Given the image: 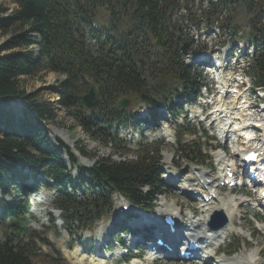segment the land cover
<instances>
[{
	"label": "trees",
	"instance_id": "16d2710c",
	"mask_svg": "<svg viewBox=\"0 0 264 264\" xmlns=\"http://www.w3.org/2000/svg\"><path fill=\"white\" fill-rule=\"evenodd\" d=\"M8 1L15 4L10 13L0 6V35L8 36L0 44V264H35L39 235L29 227L27 195L36 188L45 186L56 192L54 205L61 210L68 232L90 226L107 214L114 194L151 210L163 193L159 146H139L133 159L98 157L85 167L80 165V157L89 159V155L83 145L77 143L70 148L59 139H50L47 125L56 117L54 105L71 116L90 139L102 144L112 142L113 152H119L125 145L110 128L113 122L124 124L132 116L115 108L117 98L127 96L133 104L146 105L151 122L156 123L160 118L158 108L165 107L176 116L184 100L190 102L196 97L200 74L182 59L180 48L185 39L175 34L170 23L175 0ZM220 3L227 8L231 4L240 6L249 15L251 32L262 27L264 0ZM99 6H105L111 14L121 11L130 21L131 30L123 40L105 31L102 39V33L93 27L94 10ZM85 34L96 41V53ZM139 55L145 62L142 67L136 64ZM251 68L255 83L264 86V52L254 56ZM49 72L64 75L55 88V104L39 100L35 92L22 88L23 77ZM91 84L100 105L85 112L81 96ZM13 102L21 109L12 110ZM186 132L192 131L180 125L179 155L190 162L204 163L207 155L195 141L180 142ZM73 168L77 169L75 178ZM29 180L33 181L31 185ZM7 195L14 199L4 200Z\"/></svg>",
	"mask_w": 264,
	"mask_h": 264
},
{
	"label": "rangeland",
	"instance_id": "374dc122",
	"mask_svg": "<svg viewBox=\"0 0 264 264\" xmlns=\"http://www.w3.org/2000/svg\"><path fill=\"white\" fill-rule=\"evenodd\" d=\"M188 1L189 4H191L192 0H188ZM0 6L4 7L6 9V13L8 14L14 9L15 4H13L8 0H0ZM181 14L184 15L182 11ZM248 17L249 15L241 7H237L236 10L233 11L232 18L234 19V22L237 23L238 35L245 36L247 34ZM93 18H94V25L98 26L99 28L102 27L104 28V26H108V23L114 25V29L111 30L110 28L109 31L111 34H113L115 37H117L120 40H123L126 37L127 33L131 30L130 21H128V19L123 15L121 11L111 14V11L106 9L105 6H99L95 8ZM184 20H186V16L182 18L181 15L179 14V19H178L179 25L180 27L184 26V33H187V35L189 36L190 34H188V31L185 30L186 26L188 25V22ZM219 21H221L220 18ZM190 31L193 30L190 29ZM7 37L8 36L0 35V44L4 42ZM85 37L89 47L92 49L94 53H96L95 51L96 45L93 44V40L91 39L92 37L88 35ZM138 58L143 59L141 55H139ZM245 72L247 73L246 69ZM248 73L250 74V72ZM57 78H58V74H53L51 72L47 73L45 76L23 77L22 88L23 90L29 93L35 92L39 100L54 101L53 103L55 104L57 98L56 97L57 93L55 90L57 86L56 84ZM54 106L56 107V112H55L56 117L53 121H50L47 125V130L50 133V139L52 141H56V139H59L63 141L68 147H73L77 143L79 145H83L85 147V150L88 152L89 159L80 158V165H83L85 167L91 166L92 164H94V162L97 160L98 157H106V156H109V158L113 161L133 159L134 154L132 152L137 147L142 145L143 146L152 145L153 147L159 146L161 150L160 153L162 155L161 163L164 169H167L165 167H168V165H170L171 166L170 168L176 171L178 177H179V172H182L185 169L186 172L182 173L183 176L180 177V181H177L176 183L174 181L172 185L165 186L164 187L165 192L164 194L159 196L158 199L156 200V206L153 209V211H151L150 214L146 213L145 215L159 217L161 215L159 213V208L161 207V204L163 203L164 199L167 198V200L170 201V204H172L173 201H175L176 205H179V213H180V216L178 217L179 230L183 233L187 231V228L190 223L188 216H192L191 213L193 211H195L194 214H196L197 216H199L201 213L198 210L199 203L193 199H188V197H186L181 193L182 189L181 188L179 189L181 182L184 181V175L194 172L193 168L195 167V164L188 163L180 155L179 157H177V151L175 145V135L177 130L175 129V126L176 124L178 125L179 122H181L180 125H184L183 128L194 130L195 134H197L198 132L197 125H195L192 121H190V124L186 123L184 120H182V117L180 116L179 121L177 123L175 122V126L173 127V129H169V128L154 129L152 125L142 126L141 139L139 138L136 139L133 136V134L130 136L129 128L113 127L112 131L118 130L121 136L124 137V140H126V141L123 140V142L125 143L124 149L118 150L119 152H113L115 146L114 143L111 142L108 145L107 144L103 145L98 141H94L90 139L81 129V127L78 126V124H76V122L72 119L71 116H69L62 109H60L58 105L55 104ZM183 108L184 111L185 109L188 111H192V110L197 111L198 108H200V105L198 102L194 104L184 103ZM11 109L14 111H18L19 109H21V105L17 102L16 103L13 102L11 104ZM126 110L130 111L131 114H133L135 111L138 110L137 114L139 113L144 116L147 112L145 107H142L137 104H133L132 102H130V105ZM84 111L89 112L86 111L85 109ZM137 114L136 113L134 114V119L137 118ZM161 120H162L160 122L161 124H164L166 122L165 119H161ZM139 133L140 132H138L137 134ZM167 133L169 136L166 135ZM197 136H199V134ZM207 137H208L207 135H201L200 137H197L198 140L196 141V146L200 147L203 152L209 155L210 149H212L211 150L212 152L214 150V147L210 146V148H208L207 144L209 142L212 143V145H214V139L208 140ZM191 138H194V136L189 137L188 139L186 138L185 140L183 139L181 143L191 141ZM127 140H130V142H128ZM121 147L124 146L122 145ZM128 149H130V151ZM168 156H171L169 161L166 160ZM233 157L235 158V160H237V156H233ZM215 164H217V162L214 159L213 161L207 162L204 166L210 167L213 172L212 168L214 167ZM165 174L167 175V173L162 172L163 175L162 178L163 181L167 183ZM177 175L175 177H177ZM173 185L176 187H173ZM219 192L220 195L222 196L245 195L242 190L234 192L233 190H226L225 188H221ZM247 195H249V197ZM247 195L246 198H248L249 200H254L255 196L252 193L249 192L247 193ZM53 196L54 193L52 191L42 187L36 193L31 194L29 196V200L32 207L31 214L33 216L31 227L39 233V237L41 239L45 237L47 240V242H43L37 239L35 246V257L33 258V262L35 264H76L74 263V259H78V257H83L85 260L82 259L81 262H78L77 264L97 263L96 261H89V262L87 261L88 259H91V255L96 257L98 260L105 261L107 264H115L116 256L119 254L126 253L124 251L117 249V247L114 248L113 245H115V242L112 243L110 242L111 248H113V250H108L106 248L105 250H102L103 246L97 249H93L91 246H89L88 243L89 242L88 238H94L95 236L97 237L96 230L98 228L97 227L98 225H100L99 228H101L102 237L106 239L107 233L112 231L113 222L125 214V213L117 212L118 202L121 200V198H119L118 196L113 197L114 211L110 215L109 222H106L105 218L107 217H104L101 220H99L95 225H93L90 229L68 234L66 231L62 229L63 223L62 220L59 219L60 212L57 210H51V208L55 209L52 204ZM36 200L38 202L43 200L45 203H38ZM238 205H240L239 206L240 211L239 214L235 216L234 223L237 225L239 222L245 233L240 234L241 232L238 233L236 231L229 233L224 240L223 247L227 248L229 245H232V243L235 244L238 242L239 245L234 255L244 256L247 252L250 253L255 251L258 254L257 262L258 263L260 262L259 264H264V224L254 223V226L259 228L260 234H255L253 232L254 228L253 225L251 224V219H253V215H258L259 218H262L263 215L260 214L256 208L251 207V204L247 205L246 203L243 204L241 203ZM41 208L43 210L42 211L43 214L39 217L36 214L35 210ZM231 208L235 210L234 207L231 206ZM50 211H52V216L56 219L55 222H51L49 220ZM138 212H139L138 208L132 207V209L130 210V213H138ZM112 216L113 218H111ZM133 219H136V221L138 222L140 219H147V218L146 216H141V214H138V216ZM205 226L208 227L207 224ZM120 228L121 226L118 225L117 230L115 229L112 235L115 237L119 236V240L121 239V241L125 242V244L126 243L129 244V240L133 238V235L130 234L128 236L125 235L120 236V234L122 233L120 231ZM235 230L238 231V229ZM2 231H3V227L0 224V237L3 236ZM152 231H154V229H152ZM140 233L141 232H139V235H141ZM239 239L245 240V244H243V242L240 241ZM96 242L99 244L98 241ZM78 246H83L84 249L83 252L79 254H77L78 253L77 250H81V249H79ZM132 254L140 255V259L137 260L140 264L141 263L149 264L145 259V256L140 254L139 251L136 250V252L135 253L132 252ZM158 255L159 256H157V260L154 262V264H196V261H187V262L177 261L175 255H169L167 257H163L162 254L161 256L160 254ZM71 258H73V260ZM71 260L73 263L71 262Z\"/></svg>",
	"mask_w": 264,
	"mask_h": 264
},
{
	"label": "bare ground",
	"instance_id": "6f19581e",
	"mask_svg": "<svg viewBox=\"0 0 264 264\" xmlns=\"http://www.w3.org/2000/svg\"><path fill=\"white\" fill-rule=\"evenodd\" d=\"M237 134H238V132L236 133V135ZM233 150L235 151V155L236 156H238L239 154L243 155V153H245V151L240 150V147H238V146L233 148ZM216 155H217L216 159H217L218 163H219L220 160H223V158H222L223 154L222 153H217ZM170 157L171 156H168L166 160L169 161ZM221 164H223V162ZM227 164H229L231 166H235V164H236L235 158L233 157V159H232V158L229 157L228 160H227ZM221 167H222V165L219 166V168H221ZM167 174L169 176H173V177H175L177 175L176 171H174V170H173L172 174H170V173H167ZM194 175L195 176H204L199 171L198 172H194ZM201 179H205L207 184H211L210 187L218 188L217 187L218 185L216 186V184H214V182H215L213 180L214 178H211L210 176H206V177H202ZM189 180L190 179H185V181L183 183H181V188L182 189H183V186L185 184H187L188 186L190 185V184H188ZM193 182H194V180H193ZM191 185H193V189L194 190H202L199 183H196V184L192 183ZM194 190H192V191H194ZM208 191L209 190H207V192ZM206 196H207L206 193L203 194V197H206ZM220 198L221 199H219L218 202L214 201L213 203H210L209 200L207 202L200 201V202H203V203H200L202 205V207H203L202 210H201L202 215L200 214V216H197L196 214H194L192 217H188L190 219L188 232H186V236H184L183 232L181 233V237L184 236L185 239L186 238L187 239L188 238L189 239H193L195 236L201 235L203 240H204V242H206V244L203 247V249H206L207 251H210L211 253H213L214 251H216L218 249L219 243L222 242V238L227 236L229 232H231V231H233L235 229H238V232H243V228L240 225L239 226H235L234 218H233L235 214L233 213L234 210L231 208V206L234 207L235 210L238 212V208H239L238 204H241V203L242 204L246 203L247 205L251 204V200H249L246 197L241 196V195H239V196H227L225 199H222V197L220 196ZM254 202H258L257 198L254 200ZM38 203H45V202L43 200H41ZM163 203H165V204H163ZM163 203L161 204V207L159 208V213L161 214L160 217H158V218L149 217L150 220H154V222L157 223L155 225L159 226L161 228V230H163V226H168V225L167 224L163 225L162 217L166 216V215H168L170 213H174V214L176 213L177 214L176 215L177 216V227L179 228V222H178L179 221L178 217L180 216L179 215V205H176L175 201H173V203L171 202L172 204H170V201H168L167 198L164 199ZM173 205H175V206H173ZM207 205H209V206H207ZM236 206H238V208H236ZM208 208L210 210L220 209V210L223 211L224 215L227 218V224L222 229H218V230L204 229V223L206 221V217H207L208 212H209V211L208 212H204V211H206ZM35 211H36V214L39 217L43 214L42 213V211H43L42 208L41 209H36ZM139 212H141V211H139ZM158 222H159V224H158ZM112 226H115V222H113ZM156 226H154V227L156 228ZM99 232H100V229L97 228L96 233H97V237L98 238H96V241H98V242H99V239L101 238L100 235H99ZM171 241L172 240L170 239V242ZM95 242H91V243L94 244ZM94 245L98 246L99 244L96 242ZM79 249H81L83 251V249L81 247H79ZM177 249L181 250V248H177ZM81 250H77L78 253L77 252L76 253L77 254L81 253L82 252ZM257 255H258L257 252L253 251V252H250L249 254L245 255V257H239V258L235 257V256L234 257H230V258H227L225 256H220L219 258H221V263L218 262V264H241V260H243V259H245L247 261L246 264H259L257 262ZM119 257H121V256H119ZM154 258L155 257H153V256L152 257H148L147 260L154 259ZM71 259L73 260V258H71ZM82 259L85 260L83 257H78V259H74V263L77 264L78 262H81ZM72 260H71V262H72ZM87 261L88 262L89 261H96L97 263H94V264H106V262L98 260L93 255H91V259H88ZM137 262L138 261L133 262L132 264H139Z\"/></svg>",
	"mask_w": 264,
	"mask_h": 264
},
{
	"label": "water",
	"instance_id": "95a60500",
	"mask_svg": "<svg viewBox=\"0 0 264 264\" xmlns=\"http://www.w3.org/2000/svg\"><path fill=\"white\" fill-rule=\"evenodd\" d=\"M186 48H187V43H184L183 46L181 47V52L185 53ZM194 53L195 51L192 52V54ZM99 103L100 101L98 99L95 87L93 85L89 86L88 91L81 96V104L84 106L85 109L91 110V109L98 107ZM129 103L130 101L127 97L119 98L116 100L115 107L125 109L126 107H128ZM224 222H225L224 219L219 221L217 226L218 227L223 226Z\"/></svg>",
	"mask_w": 264,
	"mask_h": 264
}]
</instances>
